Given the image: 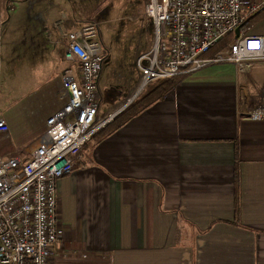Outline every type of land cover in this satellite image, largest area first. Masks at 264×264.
<instances>
[{"label": "crops", "instance_id": "0c3cea01", "mask_svg": "<svg viewBox=\"0 0 264 264\" xmlns=\"http://www.w3.org/2000/svg\"><path fill=\"white\" fill-rule=\"evenodd\" d=\"M58 17L43 45L27 31L11 45L7 72L0 27L1 155L27 159L58 109L68 67ZM68 19V29L82 23ZM243 32L264 41V18ZM261 85L264 63L245 73L212 64L92 140L57 182L64 232L50 264H264V121L245 116Z\"/></svg>", "mask_w": 264, "mask_h": 264}, {"label": "built area", "instance_id": "2783aa9c", "mask_svg": "<svg viewBox=\"0 0 264 264\" xmlns=\"http://www.w3.org/2000/svg\"><path fill=\"white\" fill-rule=\"evenodd\" d=\"M264 9V0H149L144 15L151 24L148 52L136 59L138 93L102 109L99 78L108 51L99 23L68 29L61 15L53 27L68 64L61 77L57 111L27 159L0 154V264H50L63 236L58 217L57 182L72 173L84 147L156 81L230 63L241 73L264 63V41L241 31L243 23ZM239 36L209 58L225 36ZM132 90V91H133ZM131 91V92H132ZM125 104V105H124ZM251 121H264V108L247 110ZM9 128L0 118V135ZM69 253L61 252L62 258ZM86 260V256L82 257Z\"/></svg>", "mask_w": 264, "mask_h": 264}, {"label": "rangeland", "instance_id": "374dc122", "mask_svg": "<svg viewBox=\"0 0 264 264\" xmlns=\"http://www.w3.org/2000/svg\"><path fill=\"white\" fill-rule=\"evenodd\" d=\"M0 27H3L2 61L8 68L10 47L24 38L26 31L39 46L47 40L50 18L65 15L76 21L99 23L100 35L109 55L103 64L99 79L102 109L124 102L127 90H133L138 80L131 83L137 74L136 59L148 52L151 43V24L144 15L149 0H2ZM56 19V20H57ZM54 24V23H53ZM80 24V25H81ZM142 24V26H140ZM79 26V25H78ZM54 28V27H53ZM55 31V29H54ZM41 52V48L35 50ZM9 83L20 85L17 79ZM256 97L250 110L264 108V86L256 87ZM127 92V93H125ZM131 93V92H130ZM138 93V92H137ZM137 93L128 99L132 100ZM250 95V94H249ZM93 140V139H92ZM89 144V143H88Z\"/></svg>", "mask_w": 264, "mask_h": 264}, {"label": "trees", "instance_id": "16d2710c", "mask_svg": "<svg viewBox=\"0 0 264 264\" xmlns=\"http://www.w3.org/2000/svg\"><path fill=\"white\" fill-rule=\"evenodd\" d=\"M264 18V9L249 17L241 26V31L252 28L257 22ZM234 39V33H231L220 41H218L210 51L205 55L206 57H213L214 54L222 50ZM182 75L170 79L156 81L149 85L147 89L133 101L121 114L116 116L104 129H102L94 139L104 138L114 133L123 127L129 120L141 114L144 110L149 108L155 102L162 99L168 92L174 89L180 82Z\"/></svg>", "mask_w": 264, "mask_h": 264}, {"label": "water", "instance_id": "95a60500", "mask_svg": "<svg viewBox=\"0 0 264 264\" xmlns=\"http://www.w3.org/2000/svg\"><path fill=\"white\" fill-rule=\"evenodd\" d=\"M239 32H240L239 29H236V30H235V32H234V36H235V38H237V37L239 36Z\"/></svg>", "mask_w": 264, "mask_h": 264}, {"label": "bare ground", "instance_id": "6f19581e", "mask_svg": "<svg viewBox=\"0 0 264 264\" xmlns=\"http://www.w3.org/2000/svg\"><path fill=\"white\" fill-rule=\"evenodd\" d=\"M136 95H137V94H136ZM136 95H135V96H136Z\"/></svg>", "mask_w": 264, "mask_h": 264}]
</instances>
